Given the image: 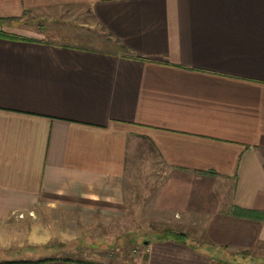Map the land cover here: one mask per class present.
Segmentation results:
<instances>
[{"label":"crops","instance_id":"1","mask_svg":"<svg viewBox=\"0 0 264 264\" xmlns=\"http://www.w3.org/2000/svg\"><path fill=\"white\" fill-rule=\"evenodd\" d=\"M0 32V264H264V0H0ZM135 182L183 240L19 256L109 244Z\"/></svg>","mask_w":264,"mask_h":264},{"label":"rangeland","instance_id":"2","mask_svg":"<svg viewBox=\"0 0 264 264\" xmlns=\"http://www.w3.org/2000/svg\"><path fill=\"white\" fill-rule=\"evenodd\" d=\"M157 162V161H156ZM165 170V166H162ZM158 168V166H157ZM158 171V169H157ZM138 173V172H136ZM139 175L137 174L135 177L132 178L131 182L134 184V179L138 178L139 181ZM147 178H149V175H147ZM136 183V189L134 191H128V194H130V197H128V200L126 202L127 210H129L128 213H118L115 217V228L111 230L110 228L106 232L107 234L113 233V239L111 242L109 241V244H105L103 247L100 248V246L94 244V239L86 238L81 239L78 241H75L73 238L71 239L72 242L69 246H50L47 248H44L43 250L39 249L38 247H33L29 249L30 255H27L28 253H21L19 256H42V255H48L50 253L58 254L61 256H68L70 258H86L91 253V251L94 248L97 251L95 252H114V248H118L122 251H124L126 254H131L134 252V254L139 252V249H142L144 247V242L152 237L165 234L168 229H149V226H156L161 222H168L170 221L169 217L165 213H155V205H154V191H151L152 197L144 196L145 191L139 189L138 182ZM150 184L149 182L147 183ZM140 190V191H139ZM144 211V213L142 212ZM66 216V215H65ZM69 216V215H68ZM69 217L74 218L75 215H70ZM68 224L67 227H69V230H67L68 234L73 237L77 232H81L80 230L75 229V224L73 225L71 221L67 220ZM170 230V229H169ZM175 231V230H173ZM177 231V230H176ZM179 231V230H178ZM91 232V231H89ZM112 232V233H111ZM182 232V231H181ZM190 233V231H188ZM111 237V236H110ZM179 241V240H178ZM113 242V243H112ZM84 243H87L89 245H86L84 248L85 253H77L79 249H83L81 245ZM80 245V246H79ZM77 248V249H76ZM91 249V251H90ZM28 251V248L26 249ZM28 251V252H29ZM33 251V252H32ZM81 251V250H80ZM20 254V253H19ZM10 256H18V255H10ZM117 264V263H116ZM121 264V263H119Z\"/></svg>","mask_w":264,"mask_h":264},{"label":"trees","instance_id":"3","mask_svg":"<svg viewBox=\"0 0 264 264\" xmlns=\"http://www.w3.org/2000/svg\"><path fill=\"white\" fill-rule=\"evenodd\" d=\"M0 35L4 36V37L12 38V39H21L19 36L6 34L4 32H0ZM236 214H237V212H236ZM253 214L255 216H257L258 218L264 219V212H260V211L259 212H253ZM184 236L185 235L181 232L168 230L165 232L164 236L161 239L173 238L175 240H183ZM88 264H98V263H88Z\"/></svg>","mask_w":264,"mask_h":264}]
</instances>
